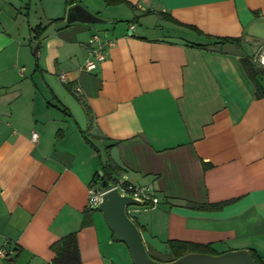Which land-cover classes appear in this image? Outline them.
<instances>
[{
	"label": "crops",
	"instance_id": "1",
	"mask_svg": "<svg viewBox=\"0 0 264 264\" xmlns=\"http://www.w3.org/2000/svg\"><path fill=\"white\" fill-rule=\"evenodd\" d=\"M76 5L98 21L69 22ZM94 33L116 45L87 71ZM262 53L264 0H0V264H54L73 232L83 264H124L98 208L83 225L108 157L156 190L157 205L128 208L147 244L264 262V96L241 61Z\"/></svg>",
	"mask_w": 264,
	"mask_h": 264
},
{
	"label": "water",
	"instance_id": "2",
	"mask_svg": "<svg viewBox=\"0 0 264 264\" xmlns=\"http://www.w3.org/2000/svg\"><path fill=\"white\" fill-rule=\"evenodd\" d=\"M96 22L98 18L80 5L72 7L68 14L70 22L74 17ZM38 42H33L34 52L38 49ZM102 173V172H101ZM107 186V183H104ZM140 200L122 194L117 188L106 191L98 210L103 213L108 227L118 241L124 242L133 259L134 264H257L252 253L247 248L228 250L212 254L202 252H189L170 261L158 260L149 253L142 232L136 222L129 215L130 206L140 205Z\"/></svg>",
	"mask_w": 264,
	"mask_h": 264
},
{
	"label": "trees",
	"instance_id": "3",
	"mask_svg": "<svg viewBox=\"0 0 264 264\" xmlns=\"http://www.w3.org/2000/svg\"><path fill=\"white\" fill-rule=\"evenodd\" d=\"M108 2H115L117 0H107ZM36 33V38L42 35V32L45 30V27L37 26L33 29ZM240 38L235 37H219L213 38L212 45H224L230 42H237ZM200 48H205L206 44H196ZM242 64L246 70L248 76L254 82L256 87V96H264V64L259 62V59H256L254 55H249L242 58ZM96 148V146H94ZM97 150V148H96ZM101 170L102 174L97 171L94 174L93 181L91 185L98 186L101 184L102 187L106 188L108 185L113 183L115 180L119 179L117 175L121 172L122 168L119 164L115 163L110 157L106 160H101ZM104 183H107V186H104ZM226 202L215 203L211 206H205L202 204H190L194 207L199 208H221ZM142 204V203H141ZM131 207V206H130ZM95 209L88 208V212L85 215V220L83 225L90 223L91 212ZM97 210V209H96ZM52 248L54 249L56 256L52 263L54 264H83L80 246L78 241L77 232H73L61 238L59 241L53 244ZM169 249L172 253V258L170 260L176 259L180 256H183L189 252H202V253H212L218 254L210 244H199L179 240L169 241ZM252 256L257 264H264L263 260L255 252V250H250ZM152 256V255H151ZM153 257V256H152Z\"/></svg>",
	"mask_w": 264,
	"mask_h": 264
},
{
	"label": "built area",
	"instance_id": "4",
	"mask_svg": "<svg viewBox=\"0 0 264 264\" xmlns=\"http://www.w3.org/2000/svg\"><path fill=\"white\" fill-rule=\"evenodd\" d=\"M90 46V53L84 63V69L87 71H93L98 67V64L106 59L105 48L107 46H115V40L103 41L102 36L99 33H94L88 42ZM260 62L264 64V53L260 55ZM63 80L66 79L65 74L61 75ZM33 138H38L37 133H33ZM117 188L122 194L134 197L140 200L141 203L157 205L159 199L156 196V190L153 186L136 185L128 181L121 179L115 180L106 188L97 187L95 185L89 186V202L88 207L90 209H97L102 201L103 194L111 189ZM13 253V248L10 246L0 247V257H9Z\"/></svg>",
	"mask_w": 264,
	"mask_h": 264
},
{
	"label": "rangeland",
	"instance_id": "5",
	"mask_svg": "<svg viewBox=\"0 0 264 264\" xmlns=\"http://www.w3.org/2000/svg\"><path fill=\"white\" fill-rule=\"evenodd\" d=\"M263 64V63H262ZM74 122V121H73ZM75 123H73V126H74ZM84 128V133L85 134H88L89 135V132L87 130V125H84L83 126ZM92 138V136H91ZM99 173L101 172V169L98 170ZM99 188H101V184H98ZM133 206L129 207V208H132ZM99 211V210H97ZM100 212V211H99ZM100 214L103 216L104 218V215L102 212H100ZM129 215L132 217V219L136 222V224L138 225V222H137V219L136 217L138 216L137 213H130L129 212ZM104 221H105V218H104ZM106 223V221H105ZM107 224V223H106ZM108 226V225H107ZM141 230V229H140ZM143 236V235H142ZM144 238V237H143ZM144 241L146 243V240L144 238ZM112 242L114 244V246L116 247V256L119 258L120 261H122L124 264H134L133 262V259H132V256H131V253L127 247V245L122 242V241H118L114 238H112ZM146 246H147V249L149 251V253L156 259L158 260H162V261H170V259L173 257L172 256V253L170 252V249L169 248H161L159 251L157 249H155L154 247L151 246V244H147L146 243Z\"/></svg>",
	"mask_w": 264,
	"mask_h": 264
}]
</instances>
